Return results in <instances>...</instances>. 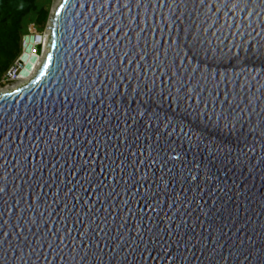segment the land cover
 Listing matches in <instances>:
<instances>
[{"label":"water","instance_id":"1","mask_svg":"<svg viewBox=\"0 0 264 264\" xmlns=\"http://www.w3.org/2000/svg\"><path fill=\"white\" fill-rule=\"evenodd\" d=\"M0 264H264V0H63L0 95Z\"/></svg>","mask_w":264,"mask_h":264},{"label":"trees","instance_id":"2","mask_svg":"<svg viewBox=\"0 0 264 264\" xmlns=\"http://www.w3.org/2000/svg\"><path fill=\"white\" fill-rule=\"evenodd\" d=\"M34 13H37L35 21L42 23L48 19V11L41 8L39 0H0V57L5 63L0 70V84L21 55L22 39L28 29L29 17ZM13 31H18L15 39L12 38Z\"/></svg>","mask_w":264,"mask_h":264},{"label":"rangeland","instance_id":"3","mask_svg":"<svg viewBox=\"0 0 264 264\" xmlns=\"http://www.w3.org/2000/svg\"><path fill=\"white\" fill-rule=\"evenodd\" d=\"M62 2L63 0H39V5L41 6V8H45L48 11V19L45 22L40 23L39 21H35L37 13L32 14L29 17L30 20L28 23V29L27 32L24 33V35L26 34L25 37L33 35L38 37L37 39L39 40L44 39V45H37L39 54L37 53V58L35 57V61L33 60L34 64L31 66L32 72L30 70L26 71L27 76L29 75L28 78L23 74L24 70L27 69L26 66L21 65V63L18 62L19 59L13 62L10 69L2 77V82L0 84V95L18 90L38 76L39 72L46 63L47 55L49 54L50 45L53 39L56 15L62 5ZM17 32L18 31H13L12 38L15 39ZM0 59V70H3L5 64H3L4 58L0 57ZM17 70L19 71L18 75L15 76Z\"/></svg>","mask_w":264,"mask_h":264},{"label":"snow or ice","instance_id":"4","mask_svg":"<svg viewBox=\"0 0 264 264\" xmlns=\"http://www.w3.org/2000/svg\"><path fill=\"white\" fill-rule=\"evenodd\" d=\"M203 3H204V0H201V4H203ZM225 6H227V5H225ZM226 15H227V13H226ZM122 79H123V77H122ZM129 79H130V77H129ZM213 87H214V89L215 88H218V85H214ZM137 88H139V85L137 86ZM185 89H186V91L184 92V96L187 99H192L193 97H196L197 98V103L203 102L204 105H205V107H207V104H208L209 101L204 100L203 97H202V93L205 90L203 85H200L199 82H197L196 85H193L190 80L189 81L180 80L179 81V87L177 88V93H179V92H181L182 90H185ZM197 89H199V90H197ZM133 92H135V94L137 96L140 95V92L138 90H136V89H133ZM219 95H220V93L218 91L216 92V95H212V93L209 92V96H211V101L213 103L216 101V98ZM232 95H233V100L230 101L228 99L229 93L226 91L224 93V100L223 101H220V103L221 104H224V103L231 104V103L235 102V99H236L235 98V94L233 93ZM171 98L172 97L169 96V99H171ZM179 98L180 97L178 95L177 96V99H179ZM162 101H163V97H161V102ZM249 103H251V101H249ZM237 106H239V105L237 104ZM141 115H144V113H141ZM152 116L155 117L157 120H159V116L156 113H152ZM166 119H167V122L165 123V127L167 128V127H169L171 125V119L170 118H166ZM126 130H127V126L125 128V131ZM89 143H92V142L90 141ZM89 155H91V154L89 153ZM91 162L92 161H87L86 163H91ZM100 171L102 173L104 172V167L103 166L100 167ZM125 203H127V201H125Z\"/></svg>","mask_w":264,"mask_h":264},{"label":"bare ground","instance_id":"5","mask_svg":"<svg viewBox=\"0 0 264 264\" xmlns=\"http://www.w3.org/2000/svg\"><path fill=\"white\" fill-rule=\"evenodd\" d=\"M37 38L38 37H36V36H34V37L28 36V37L25 38L24 44H23V52L21 53V56L19 57V61H18L19 63H21V65L26 66L27 69L24 70L23 74L27 78L29 77V75L27 76L26 71H28V70L31 71V69H32L31 66L34 64L33 62L35 61L34 59H35L36 56H38L37 53H34L35 50H36V47H37V45L40 44V42L42 40H44V39H40L41 40L40 41ZM30 71H29V73H30Z\"/></svg>","mask_w":264,"mask_h":264},{"label":"clouds","instance_id":"6","mask_svg":"<svg viewBox=\"0 0 264 264\" xmlns=\"http://www.w3.org/2000/svg\"><path fill=\"white\" fill-rule=\"evenodd\" d=\"M26 35V34H25ZM25 35L23 36V38L25 37ZM32 37H34L33 35H31ZM26 37H28V36H26ZM25 37V38H26ZM25 38L24 39H22V52H23V44H24V40H25ZM41 41V40H40ZM40 45L42 46V45H44V42H43V40L40 42ZM50 49H51V45H50ZM21 52V53H22ZM49 52H50V50H49ZM38 54H39V52H38ZM49 55V54H48ZM48 55H47V57H48ZM21 56V55H20ZM19 56V57H20ZM19 59V58H18Z\"/></svg>","mask_w":264,"mask_h":264},{"label":"built area","instance_id":"7","mask_svg":"<svg viewBox=\"0 0 264 264\" xmlns=\"http://www.w3.org/2000/svg\"><path fill=\"white\" fill-rule=\"evenodd\" d=\"M40 45V44H39ZM38 47V46H37ZM36 47V50H35V52L34 53H38V48ZM18 70L16 71V74H15V76H17L18 75Z\"/></svg>","mask_w":264,"mask_h":264}]
</instances>
